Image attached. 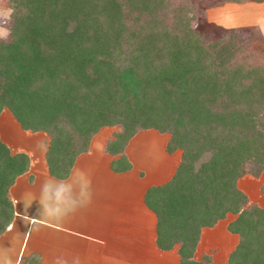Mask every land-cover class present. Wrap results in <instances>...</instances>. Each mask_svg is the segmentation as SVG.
<instances>
[{
  "label": "trees",
  "instance_id": "trees-1",
  "mask_svg": "<svg viewBox=\"0 0 264 264\" xmlns=\"http://www.w3.org/2000/svg\"><path fill=\"white\" fill-rule=\"evenodd\" d=\"M245 2L261 0H221ZM11 35L0 39V111L22 130L44 132L48 173L67 177L102 126L117 125L104 149H122L140 129L168 134L180 150L165 182L146 189L155 244L176 246L178 264H209L193 252L200 229L226 214L236 236L225 264H264V208L235 185L264 167V64L236 59L231 33L205 38L191 0H7ZM252 54V53H251ZM24 152L0 140V233L13 217L8 187L28 169Z\"/></svg>",
  "mask_w": 264,
  "mask_h": 264
},
{
  "label": "crops",
  "instance_id": "crops-1",
  "mask_svg": "<svg viewBox=\"0 0 264 264\" xmlns=\"http://www.w3.org/2000/svg\"><path fill=\"white\" fill-rule=\"evenodd\" d=\"M1 113L0 116L4 117L3 111ZM10 121L14 124H12L14 131L30 132L22 130L14 119ZM1 127L4 128V123ZM30 133L37 134V132ZM1 136L0 140L11 153L21 151L29 158L28 169L16 176L8 187L13 217L6 229L0 233V251L8 252L12 264H24L23 260H26L29 255H33V260L37 261L34 264H56L58 258L66 261L67 264H74L77 258L79 264H89V262L91 264H132V262L135 264L137 260H140L141 264H147L153 258L158 259L161 264H169L166 256L172 250H175L172 260L178 264L176 246L168 250H161L156 246L155 216L143 201L148 187L161 184L170 177L158 184H152L151 181L144 182L145 172L142 175L135 171L133 173L129 156H126L130 163L128 170L113 171L109 162L118 155L106 152L103 141L98 148H94V140H92L89 142L88 149L76 156L67 177L57 179L48 173L44 162L46 138H41L45 143H42L40 150L37 149L38 157L33 158V151L4 141ZM77 172L86 174L90 181L89 203L61 221L41 220L37 216L36 203L25 212L22 203L25 193L38 194L40 185L46 178L68 180ZM25 216L36 218L40 222L32 226L28 219H24ZM216 225L218 227L221 225L219 227L221 233L212 232L213 227L201 228L196 249L202 243L206 245L208 239L213 242L217 233L218 235L220 233L219 236L222 235L221 239L225 243L224 237L228 235L225 224L218 222ZM211 242L209 245L212 244ZM231 249H224L221 260L218 261L220 264H225L227 253ZM217 255L218 251L214 256L215 261H217Z\"/></svg>",
  "mask_w": 264,
  "mask_h": 264
},
{
  "label": "rangeland",
  "instance_id": "rangeland-1",
  "mask_svg": "<svg viewBox=\"0 0 264 264\" xmlns=\"http://www.w3.org/2000/svg\"><path fill=\"white\" fill-rule=\"evenodd\" d=\"M191 2H194L197 9L200 10V14L198 13L197 18L191 24L194 29L202 33L205 38L211 40L224 34L229 36L231 31L234 30L231 33L233 35L232 39L240 41L244 46L242 52L236 55V59H243L244 61L247 59H251L250 61L257 60L264 64V0L258 2L191 0ZM0 9L6 13L10 12L7 0H0ZM2 111L4 114V117L0 116V132L2 131L0 135H2V139L14 143L18 147H27L30 151H33V158H37V151L41 149L42 143H45L44 139L42 141L41 138H46L45 140L47 141V135L41 131L37 132L38 135L36 133L33 135L26 131L20 133L14 131L12 129L13 123L10 121V119L13 120L11 114L7 109L3 108L0 111L1 115ZM3 123L4 128L1 127ZM118 128L117 125L100 127L91 137L90 141L94 140L93 147L98 148L101 141L105 144L106 141L113 137V133ZM167 138L168 134L165 132H159L153 128L140 129L127 139L123 146L122 152L125 157L129 156L131 166H133V173L135 171L142 175L145 172L146 178L144 182L151 181L152 184H158L173 174L180 159V150L176 149L172 153H167L165 151ZM10 147L12 146L10 145ZM235 185L245 194L247 204H255L264 208V167L257 175L242 174L236 179ZM233 218V214H226L223 219L218 220L210 227H213L212 232L216 233L219 231L221 233L219 228L221 225L218 227L216 224L219 222V224L226 225ZM219 235L218 233L215 235L216 238H213V242L208 239V241L206 240V245L202 243L197 249L195 248L194 259L198 260L202 254H208L210 257L209 264H220L218 261L221 260L224 249L229 250L234 246L236 236L228 232V235L224 237V243L223 239H221L222 235ZM210 242L212 243L211 245H209ZM216 251H218L217 261L214 260ZM174 252L175 250H172L166 256V261L169 264H175L172 260ZM33 257V255H29L26 260H23L24 264L37 263V261L33 260ZM132 264L134 263L132 262ZM135 264H141V261L137 260ZM147 264L161 263L158 259L153 258Z\"/></svg>",
  "mask_w": 264,
  "mask_h": 264
},
{
  "label": "clouds",
  "instance_id": "clouds-1",
  "mask_svg": "<svg viewBox=\"0 0 264 264\" xmlns=\"http://www.w3.org/2000/svg\"><path fill=\"white\" fill-rule=\"evenodd\" d=\"M10 23L11 13L0 9V39L7 40L11 35ZM90 198V181L86 174L77 172L68 180L46 178L41 183L38 194L25 193L22 203L25 212L36 203L37 216L43 221H61L70 213L89 203ZM24 219H28L32 226L40 222L36 218L27 216ZM0 264H12L11 257L6 250L0 251ZM56 264H67V262L58 258ZM74 264H79L78 258Z\"/></svg>",
  "mask_w": 264,
  "mask_h": 264
}]
</instances>
